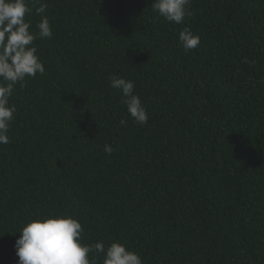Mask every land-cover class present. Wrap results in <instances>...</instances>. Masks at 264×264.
I'll list each match as a JSON object with an SVG mask.
<instances>
[{
	"label": "trees",
	"instance_id": "16d2710c",
	"mask_svg": "<svg viewBox=\"0 0 264 264\" xmlns=\"http://www.w3.org/2000/svg\"><path fill=\"white\" fill-rule=\"evenodd\" d=\"M41 2L45 73L15 86L0 145V264H17L25 223L53 213L143 264H264V0H191L179 24L152 0ZM186 28L200 37L188 53ZM112 76L135 83L146 124Z\"/></svg>",
	"mask_w": 264,
	"mask_h": 264
},
{
	"label": "clouds",
	"instance_id": "9594fccd",
	"mask_svg": "<svg viewBox=\"0 0 264 264\" xmlns=\"http://www.w3.org/2000/svg\"><path fill=\"white\" fill-rule=\"evenodd\" d=\"M191 0H152L154 13L171 23H183L191 16ZM46 3L41 0H0V145L10 143L8 135L17 112L11 97L17 84L24 87L29 77L45 73L34 41L51 38L53 35L45 13ZM40 16L33 30L28 17ZM178 43L185 53L196 49L200 37L189 29L179 32ZM110 86L121 93V102L134 123L148 122L147 109L143 106L135 83L124 77L112 76ZM126 120L120 121L124 125ZM104 151L114 149L105 144ZM14 248L17 264H143L141 256L123 243L103 240L94 243L84 241V227L68 214H45L29 220L18 231Z\"/></svg>",
	"mask_w": 264,
	"mask_h": 264
}]
</instances>
